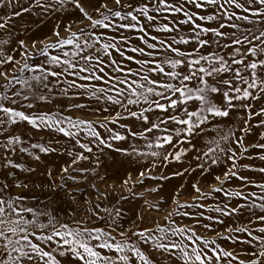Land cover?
<instances>
[{
  "label": "snow or ice",
  "instance_id": "6c2138e0",
  "mask_svg": "<svg viewBox=\"0 0 264 264\" xmlns=\"http://www.w3.org/2000/svg\"><path fill=\"white\" fill-rule=\"evenodd\" d=\"M0 30L17 33L0 40V66L13 69L0 71V264H152L149 243L177 250L182 264H264V0H0ZM84 97L111 105L109 115L61 110L83 109L68 101ZM50 103L61 107L40 110ZM23 122L74 145L26 141ZM211 124L225 127L197 150ZM101 171L122 179L127 195L109 202L89 183ZM146 180L163 182L152 192L168 189L166 226H140ZM90 189L110 206L84 200ZM193 190L191 202L171 196ZM219 193L226 200L206 202ZM76 201L89 216L77 218ZM199 209L221 223L249 218L208 239L196 231ZM92 218L104 226H89ZM233 233L249 247L227 250L219 241Z\"/></svg>",
  "mask_w": 264,
  "mask_h": 264
},
{
  "label": "rangeland",
  "instance_id": "374dc122",
  "mask_svg": "<svg viewBox=\"0 0 264 264\" xmlns=\"http://www.w3.org/2000/svg\"><path fill=\"white\" fill-rule=\"evenodd\" d=\"M63 34V33H62ZM17 33L15 31H11L10 35H5L2 30H0V40L3 39H14ZM166 39H171V34L163 37ZM12 47H15V45H12ZM184 47V46H181ZM132 54V53H129ZM19 58V57H17ZM130 66L136 67L134 64H131V62H128ZM0 71H8L11 73L13 69L11 67L5 68L3 66H0ZM72 79V78H70ZM4 83V78L0 77V85ZM19 87V86H17ZM69 103H83L85 104V107L81 110L77 109H67L66 104L61 107L57 104H48L47 108L45 109L43 105H41L40 110H52L55 111L58 107H61V110L64 112L65 115L71 116L72 118H84L92 121L104 119L105 116L109 115V113L104 112L105 107L111 108V105H104L103 103H98L95 100H89L87 97L84 98H74L73 100L68 101ZM118 110V109H115ZM219 119V118H217ZM111 127H115L117 130L119 129L118 125H110ZM139 127V125H137ZM225 125L223 124H211L208 127L205 128V132L200 134L199 139L196 141V149L201 150L204 152H207L209 147H213L212 141L214 139H217V129L218 128H224ZM235 127V125H233ZM19 130L24 132V139L26 141L31 142H47L50 138H54L56 140H59L61 146H67L69 148L73 147L74 142L70 141L68 138L62 137L61 134H55L50 133L47 129H32L30 125H27L26 122H23L19 125ZM103 131V130H101ZM259 131H264V129H259ZM81 139H87L86 137L81 134ZM258 139V137H257ZM131 142V141H130ZM119 143V142H117ZM193 155L195 156L196 153L194 152ZM59 158V154L57 156H49L48 159L56 160ZM16 159L20 163H26L31 160V157L27 156V154H17ZM87 163V162H85ZM187 163V162H186ZM257 164H259V161H256ZM191 175V173H189ZM175 180V178H173ZM188 182V176H185L183 180L180 182L182 184H186ZM195 182V180L193 181ZM211 182V181H210ZM90 184L94 183L96 185V188H99L101 192L108 195V201L114 202V200L117 198V193H123L124 195H127V192L125 189L121 188L120 185L122 184V179H117L115 174L109 173L108 176L105 175L103 171L100 172L99 176H92L91 180L89 181ZM239 183V182H237ZM163 182L160 184H157L152 181L146 180L144 183V190L143 195L139 198L138 203L136 204V212L137 216H139L141 213L144 216L143 224L140 225L143 226H150L154 227L155 224H160L161 226L167 225V220L165 217L167 214L172 210L174 207L171 199L168 200V203H164V198L168 196V189L164 188V191H157L152 192V188H159L161 187ZM115 185V187L113 186ZM179 187V186H177ZM202 190H207V186L201 185ZM83 190V189H82ZM137 192L142 191L141 189H136ZM193 195H196V193L193 191L180 194L178 191H173L171 193L172 197L178 198L180 202H191ZM91 203L95 204L99 202L101 204V207L104 206H110L108 202L105 201L103 196H99L98 193L94 189H90L89 191L84 193V200H89ZM226 200V198L223 196V193L214 194L211 198H209L206 202L208 204H211L215 206L217 203H220L221 201ZM158 205V207H156ZM87 204H83L80 201L75 202V207L77 209L76 216L77 218H84L90 215L86 211ZM128 205H124V209H127ZM199 211L204 212V216L199 217L200 224L199 226H196V231L199 234H202L205 236V238L208 239H217V236L223 237L225 234V229L228 227H236L243 224H246L249 218V214L245 212L240 216V219L237 220L236 216L233 215L231 217H225L224 222L221 223L217 220H208L207 217L209 215L216 216L218 214L216 213H209L207 209H199ZM258 211V210H257ZM58 215L62 218L63 222L71 223L70 219L64 217L63 213H59ZM130 215V213L125 212V217ZM177 222L181 225H185L187 227H193L195 225V218L192 217H182V218H176ZM89 226H104L103 221H98L95 218H92L88 221ZM139 224V221H137ZM209 224L211 227L205 228L204 225ZM121 227H128V224L120 225ZM245 234L241 233H233V239L230 240H220L219 242L225 246L227 250H236L238 253L240 252V249L248 248V245L241 244L238 240L235 238L237 236H244ZM178 239V238H174ZM146 255L149 256L150 260L152 261V264H172L173 261H176V264H182V261L178 260L179 253L175 249H170L168 251H164L162 249H156L154 248L150 243L147 245L146 249Z\"/></svg>",
  "mask_w": 264,
  "mask_h": 264
}]
</instances>
